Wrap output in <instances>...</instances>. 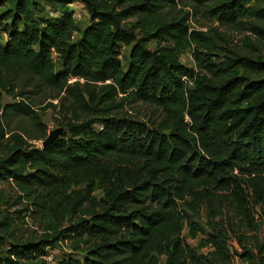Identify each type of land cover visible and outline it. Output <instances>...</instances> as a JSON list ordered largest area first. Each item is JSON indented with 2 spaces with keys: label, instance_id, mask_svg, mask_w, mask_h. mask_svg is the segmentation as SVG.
I'll return each instance as SVG.
<instances>
[{
  "label": "trees",
  "instance_id": "16d2710c",
  "mask_svg": "<svg viewBox=\"0 0 264 264\" xmlns=\"http://www.w3.org/2000/svg\"><path fill=\"white\" fill-rule=\"evenodd\" d=\"M42 2L52 16H41ZM76 2L89 24L74 40L69 6ZM180 5L264 42V0H0L1 116H23L45 139L31 106L1 105L3 93L24 98L44 89L60 101L66 132L36 149L0 122V184L14 185L44 215L67 220L61 230L24 236L0 210V264H48L49 251L66 241L81 259L59 264H157V256L163 264H233L236 256L264 264V238L250 250L222 214L231 212L252 233L255 217L264 226V60L226 48L216 66L201 50L223 47L190 30ZM123 47H130L126 69ZM190 48L211 77L180 64ZM19 75L32 90L15 92ZM137 103L158 112L159 124L125 110ZM200 202L211 230L208 257L180 236L183 221L190 237L202 232L184 209ZM229 230L240 253L227 245Z\"/></svg>",
  "mask_w": 264,
  "mask_h": 264
},
{
  "label": "rangeland",
  "instance_id": "374dc122",
  "mask_svg": "<svg viewBox=\"0 0 264 264\" xmlns=\"http://www.w3.org/2000/svg\"><path fill=\"white\" fill-rule=\"evenodd\" d=\"M52 8L49 4L42 2L40 4V12L42 17H49L48 13H50V9ZM70 9L73 10V15L79 14L80 19L75 21V27L77 32L74 34V40L79 38V32H81L85 27L89 24V17L88 13L80 3H73L69 6ZM179 10H182V5L178 7ZM189 7H184V11L190 13V18L188 20V24L190 30H196L201 32H206L210 35V44L216 45L215 47H223L225 52H222L218 49L210 47V50H201L202 52H209L211 61L215 62V65L219 66L223 62H225L224 58L221 55L228 54L227 49L231 50H238L241 54H258L264 60V42L255 36L254 34L248 31H230L224 27H220L219 24L206 17L200 11L191 12ZM133 21H127L128 24H131ZM3 41V36H1ZM151 49H154V44L150 45ZM227 48V49H226ZM215 49V50H214ZM130 47H123L122 48V56H121V64L124 69L127 68L128 64V55H129ZM179 62L181 65L186 67L187 69L195 71L197 74H202L206 77H211L210 74L206 73L205 71H200L196 67V63L192 57V48L184 52L179 57ZM224 64V63H223ZM242 70H240L241 72ZM73 80H71L72 82ZM16 86L15 92H19V90L23 87V89L27 92L32 90V82L26 86V80L23 76H18L16 81L13 83ZM34 94H26L24 98L19 97H11L5 93L1 95V105L5 106L7 104H17L21 101L31 106L35 112L38 114L40 122L46 128V138L52 133L57 132V139L63 137L66 133L65 129L61 126V122L63 120L62 115L60 114V101L58 99H53L55 93L50 91H46L41 89L39 91H34ZM63 96V94H60ZM67 102V103H66ZM69 100L65 101L67 105ZM52 105V106H50ZM55 106V107H53ZM125 110L135 119L140 122L144 123H154L159 124L162 120L161 115L156 112L153 108L143 106L140 103L126 105ZM0 122L3 125L4 129L9 132L19 133L23 135L24 138L28 141L30 145H32L36 149L43 148V142L46 139H39L38 131L32 125V123L24 118L19 114H15L14 112H10L5 116H1L0 112ZM7 134V133H6ZM7 137V136H5ZM20 193L18 189L10 184H0V210L7 211L11 218L14 219L16 225L19 227V231L24 235L28 236L33 233L40 234L41 230L46 226H50L55 229H63L67 226V220L64 219H53L51 216L44 215L38 209L30 207L27 203V200L22 196L19 197ZM95 195L97 197L100 196V192H96ZM188 203H191V200H188ZM192 206V203H191ZM187 211V216L191 222L197 224L200 229L202 230L201 233L197 234L196 237L192 238L189 235V225L188 221H183L181 225V233L180 236L183 241L190 246L197 250V253L200 256L208 257L211 253V249L206 245V234L211 232L209 230V221L206 217V208L203 203H198L197 207L192 210L184 208ZM229 210V207H228ZM223 218L226 220L228 218L233 219L232 228L233 231L236 232V236L240 237L242 243L247 246L250 250L252 249L253 243L258 238L259 240L264 238V226L260 223V220L255 217V223L257 231L252 233L247 231L244 227H241L240 224L237 223V220L226 209L222 212ZM220 220L216 218L215 221ZM233 235L232 231L229 230V238L227 245L229 249L233 252L240 253L241 247L237 241V237ZM51 254L52 261L48 262V264H59L62 260L66 259H81L79 255L74 253L71 250L70 245L68 242L58 244L56 248L49 251ZM235 256V255H234ZM157 264H163L165 261L164 256H157ZM235 259H237L235 261ZM234 259L233 264L235 262L240 261L236 256ZM241 262V261H240ZM244 263V262H242ZM245 264V263H244Z\"/></svg>",
  "mask_w": 264,
  "mask_h": 264
},
{
  "label": "water",
  "instance_id": "95a60500",
  "mask_svg": "<svg viewBox=\"0 0 264 264\" xmlns=\"http://www.w3.org/2000/svg\"><path fill=\"white\" fill-rule=\"evenodd\" d=\"M57 139V132H52L43 142V148L48 147Z\"/></svg>",
  "mask_w": 264,
  "mask_h": 264
},
{
  "label": "built area",
  "instance_id": "2783aa9c",
  "mask_svg": "<svg viewBox=\"0 0 264 264\" xmlns=\"http://www.w3.org/2000/svg\"><path fill=\"white\" fill-rule=\"evenodd\" d=\"M49 15L52 16V13L50 12ZM79 19H80V15H79V14H75V15H73V20H74V21H77V20H79ZM183 79H185V78H183ZM45 260H46L47 262L52 261L50 252H49V253L47 254V256L45 257ZM236 260H237V259H235V261H236ZM235 264H244V263H242V262H240V261H237V262H235Z\"/></svg>",
  "mask_w": 264,
  "mask_h": 264
}]
</instances>
